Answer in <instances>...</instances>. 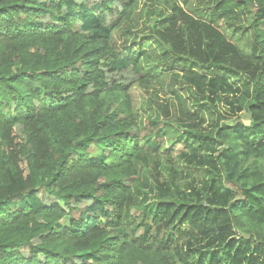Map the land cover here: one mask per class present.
Masks as SVG:
<instances>
[{
    "label": "trees",
    "instance_id": "obj_1",
    "mask_svg": "<svg viewBox=\"0 0 264 264\" xmlns=\"http://www.w3.org/2000/svg\"><path fill=\"white\" fill-rule=\"evenodd\" d=\"M136 2L0 0V264H264V0L169 3L152 29L163 65L250 90L241 119L178 136L182 194L157 158L174 116L138 121L151 72L111 44Z\"/></svg>",
    "mask_w": 264,
    "mask_h": 264
},
{
    "label": "rangeland",
    "instance_id": "obj_2",
    "mask_svg": "<svg viewBox=\"0 0 264 264\" xmlns=\"http://www.w3.org/2000/svg\"><path fill=\"white\" fill-rule=\"evenodd\" d=\"M188 2L197 3L196 0H137L135 8L128 17L126 28L131 33L130 40L124 41L114 37L111 41L112 46L118 51L130 52L134 58L136 57L133 54L138 55L143 52L142 64L147 65L151 72L147 77L148 80L134 87L131 92L133 104L137 108L138 121L142 123L145 119L158 115L161 120L168 121L174 116V123L170 125L172 130H169L163 137V143L159 148L160 155L157 158L160 162L158 166L160 169L176 170V182H181L180 176H186V182L178 187L181 194L183 191L186 193L190 191L186 189L187 183L190 182V175L182 169L185 162L180 158L181 154L189 150H187L185 140H178L180 133L186 129L206 132L218 128L222 123H231L238 118L241 119L243 110L239 107L240 99L249 95L250 91L248 86L229 75L203 72L188 64L179 66L161 63L164 59L160 51L162 49L151 38L152 29L162 28L168 22L171 9L169 3L185 5ZM207 4L208 0H198L197 8L206 7ZM238 17H240L239 21L236 19L235 12L233 14L225 12L221 23L245 25L243 16ZM247 37L248 34H246V39ZM140 42H149V47L141 46ZM143 168L147 169L145 166ZM157 179L160 181V178ZM139 182L141 184L135 185V190L140 187L139 191L146 194V200L154 199L151 187L150 190L144 189V181Z\"/></svg>",
    "mask_w": 264,
    "mask_h": 264
}]
</instances>
